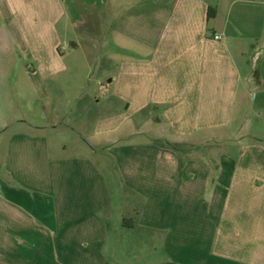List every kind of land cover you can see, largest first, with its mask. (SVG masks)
Masks as SVG:
<instances>
[{"label": "crops", "instance_id": "crops-1", "mask_svg": "<svg viewBox=\"0 0 264 264\" xmlns=\"http://www.w3.org/2000/svg\"><path fill=\"white\" fill-rule=\"evenodd\" d=\"M107 18L117 188L26 117ZM0 167V264H264V0H0Z\"/></svg>", "mask_w": 264, "mask_h": 264}, {"label": "rangeland", "instance_id": "rangeland-1", "mask_svg": "<svg viewBox=\"0 0 264 264\" xmlns=\"http://www.w3.org/2000/svg\"><path fill=\"white\" fill-rule=\"evenodd\" d=\"M109 20L108 18L104 19L105 23L100 27L101 42L93 49L90 47L91 37L87 31L83 30L80 34V43L82 42L84 47L76 56L74 54L67 55V71L60 74L59 78L57 77L54 81H46V90L51 95L50 100L40 103L38 98L32 94L31 111L26 114L32 124L39 123L50 127L55 122L64 126L68 124L75 128L74 131L71 129L61 131L62 135L59 138L57 136L55 138L54 134L51 136L52 142H55L58 147L57 149L61 153H65L66 156L89 155L91 145L87 144L86 140L94 147L105 143L106 137L95 135L96 131H104L103 125H101L104 122L112 121L111 124L114 123L117 132L109 135L108 139L115 142L128 138L133 142L140 138L142 140L147 138L144 135L134 134L138 130L133 127V124L139 123V119H137L139 115H136V118L130 122L131 124L125 123V93L116 92V87H111L110 90L102 88V84H107V81L110 80L109 73L114 67L108 64L107 60V56L112 50L108 45L109 36L106 31ZM118 67L115 65L114 70ZM33 93L35 92L33 91ZM132 94H126L127 98ZM45 111L46 114H44ZM131 127L133 130L129 136L127 133ZM56 134L58 135V133ZM183 147L186 148L188 145L177 146V148ZM64 150L66 151L64 152ZM97 150L103 165L101 169L105 175L109 173L110 180H112L109 182L111 187L116 186L117 188L120 183L115 173V166L112 161L106 158L101 147ZM2 169L0 167V172ZM114 201L118 202L116 199Z\"/></svg>", "mask_w": 264, "mask_h": 264}, {"label": "trees", "instance_id": "trees-1", "mask_svg": "<svg viewBox=\"0 0 264 264\" xmlns=\"http://www.w3.org/2000/svg\"><path fill=\"white\" fill-rule=\"evenodd\" d=\"M214 16V11L210 10L209 17L212 18ZM178 145H173L174 148H177ZM126 228H133V225H130L128 221L125 222Z\"/></svg>", "mask_w": 264, "mask_h": 264}]
</instances>
